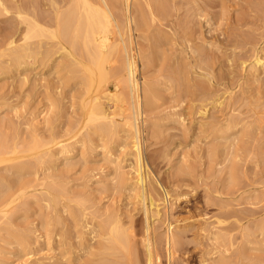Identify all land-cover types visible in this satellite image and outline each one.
Here are the masks:
<instances>
[{
	"label": "rangeland",
	"instance_id": "obj_1",
	"mask_svg": "<svg viewBox=\"0 0 264 264\" xmlns=\"http://www.w3.org/2000/svg\"><path fill=\"white\" fill-rule=\"evenodd\" d=\"M43 1L3 0L9 11L0 13V143L7 157L0 162V264H102L112 258L103 248L111 219L135 240L136 252L116 254L146 264L147 221L130 185L137 163L127 132L89 133L84 85L57 69L59 53L45 65L40 55L18 65L3 46L9 28L19 39ZM173 1L153 21L150 39H139L155 54L140 69L163 92L143 115L141 136L148 187L161 198L159 212L149 213L161 264H264V69L254 64L264 59V0ZM59 141L69 143L68 153ZM171 234L180 240L172 259Z\"/></svg>",
	"mask_w": 264,
	"mask_h": 264
},
{
	"label": "bare ground",
	"instance_id": "obj_2",
	"mask_svg": "<svg viewBox=\"0 0 264 264\" xmlns=\"http://www.w3.org/2000/svg\"><path fill=\"white\" fill-rule=\"evenodd\" d=\"M168 1L170 0H48V2H45L44 0L41 4V12H38L39 14H36V17H32L31 15L32 18H30L31 20L29 21L26 20V17H28L27 13H25V17L21 6L16 7V13L18 14L19 18L21 17V20L24 19V22L27 21V25L25 24L26 27L23 33H20L21 37L19 39L16 36L18 31L13 30V28H9L12 30L9 31L10 33L3 42L5 50H7L8 54L12 56L11 58L13 60L8 55L11 59V62L14 61L18 65L27 63L26 59H28V57L30 59V57L32 58L34 55H40L41 59L39 60L41 61V65H45L47 64L48 58L51 57V54L53 55L54 53H59L61 59L59 62H57L58 64H56L57 69L60 68L67 71V79L72 80L74 77H79L80 80H82V84L84 85V94L81 93L84 95L82 96L84 98L82 99L81 105L83 106L86 113V123L90 124L89 133L92 131L93 133H97L102 137H109L111 133H117L119 126V130L122 129L123 131L127 132V138L124 140L126 144L131 146V153H133V155L136 157L137 163V167L135 169L136 180L130 182V185L132 186V189L138 191V197L141 199L144 206L147 221L146 233L143 241L147 250L145 261L146 264L162 263L160 260L161 255H159L156 248V240L153 237L150 229L151 223L149 220L151 208H155L156 212H159L160 209L158 207L160 205L159 201L161 198L157 197L158 195L156 192L155 194L157 196L154 194L151 187H148L150 171L143 165L144 161L142 158L143 152L145 151H143L142 146V125L148 121L145 118L143 119V115L146 112L148 113V111L153 112L152 110L157 108L160 101L163 99V92L161 93L158 84H156V81L154 78H152L153 76H147L144 74V71L142 72L140 69V62H142L144 67L143 70L148 68L149 65L151 66L155 54L154 51H151L150 45L146 46L144 43L140 42L139 39H150L152 35L151 31L153 21L156 20V18H159V15L167 14L166 8L170 4V2L168 4ZM172 1L173 0H171V2ZM47 4L50 6L48 10L45 8ZM39 8L40 7H38V11H40ZM7 11H9L8 7L5 5L3 0H0V13ZM184 27L185 29H188V25ZM185 29L182 32L183 38L184 32H186ZM191 31L193 30H188L189 33H191ZM34 38H39L37 43L34 41L36 43L35 46H33L34 42H31V40ZM19 40H22V42L17 43ZM199 50L203 53V49L200 47L198 50L196 47L193 52ZM204 55L202 56L201 60L205 63V66H209L211 64L208 61L210 57L207 58L206 55ZM198 56L199 54L197 57ZM32 62L34 63L33 60L28 61L29 64ZM254 64L257 68L256 70L262 68L264 69V59L260 56L255 58ZM161 72L162 71H160V73ZM65 74L64 76H66ZM185 74L188 73L185 72ZM206 76L209 77V73H207ZM117 116L120 117L122 123H119L120 120L117 118ZM73 129L75 128L73 127L72 130ZM78 132L79 130L77 129L75 131V135ZM85 138L86 137H84L83 140L81 138L80 140L86 142ZM86 139H89L88 143L90 145L94 144L93 138L88 137ZM85 142H82L83 146L86 145ZM1 143L0 162L7 159L6 152L3 151ZM59 143L61 152L68 153L70 151L69 143H65L64 141H59ZM14 148L12 147L15 153L16 150H14ZM13 151H11V153ZM51 152H49L50 155H52ZM11 158L12 157H10V159ZM119 178L120 177H118V179ZM148 203L150 206H148ZM109 222L113 225L110 227L108 232L106 231L109 234V237L103 248L106 250H111L108 256L111 255L112 258L103 257L104 260L101 263L134 264L132 261L130 262L129 260H124L126 256L124 257L123 254V257L116 254L117 250L130 248L131 251V247L134 245L133 243L135 241L133 240V234H130L129 230L125 229L124 226H122L117 221V219H111ZM109 222L107 221V223ZM106 227L102 225L104 232ZM178 236L173 234L169 236L167 235L166 245L171 259L174 255L175 246H177L176 244L179 240V238H177ZM132 250L136 252V250ZM132 253L134 252H130L131 256Z\"/></svg>",
	"mask_w": 264,
	"mask_h": 264
}]
</instances>
